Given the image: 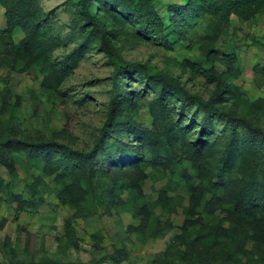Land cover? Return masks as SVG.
I'll use <instances>...</instances> for the list:
<instances>
[{
	"label": "trees",
	"instance_id": "trees-1",
	"mask_svg": "<svg viewBox=\"0 0 264 264\" xmlns=\"http://www.w3.org/2000/svg\"><path fill=\"white\" fill-rule=\"evenodd\" d=\"M71 3L79 16L71 35H77L79 43L70 55L56 61L55 49L69 38L55 32L50 13L38 0H0L5 8L0 67L21 74L44 66L62 81L89 47L98 46L117 59L107 117L88 150L57 138L26 139L10 118L0 126V165L15 175L17 164L25 160L54 177L60 199L76 208L65 223L67 240L75 248L80 247L75 219L101 207L130 213L140 221L130 231L143 227L153 234L161 227L157 208L168 214L181 208L185 218L180 231L146 264H264V99L250 102L239 97L235 53L220 55L206 38L198 41L205 58L191 64L215 85L205 98L191 92L179 78L145 63L124 60L119 52L120 43L129 36L127 26L133 37L175 49L193 41L201 18L228 27L234 14L246 19L264 14V0ZM17 30L24 33L19 40ZM130 79L142 81L143 90L155 95L149 104L154 128L135 117L141 92L126 89ZM192 134L195 137L190 139ZM159 167L168 180L153 200L144 186L150 177L148 169ZM43 183L38 177L29 184L33 196L25 198L15 194L11 183L0 175V195L6 193L20 211L38 208L46 202L38 189ZM180 188L188 193L186 199L175 197ZM5 243L9 252L15 251L9 241ZM125 255L116 247L110 257L122 264Z\"/></svg>",
	"mask_w": 264,
	"mask_h": 264
},
{
	"label": "rangeland",
	"instance_id": "rangeland-1",
	"mask_svg": "<svg viewBox=\"0 0 264 264\" xmlns=\"http://www.w3.org/2000/svg\"><path fill=\"white\" fill-rule=\"evenodd\" d=\"M165 1L182 4L188 0ZM38 2L50 13L55 32L69 38L66 45L55 49L53 56L57 61L77 48L79 38L71 34L75 33L79 16L71 0ZM4 13L5 8L0 6L2 27L5 26ZM217 23L208 17L201 18L196 23L193 41L175 49H167L151 39L133 37L132 29L127 26L129 36L120 43L119 52L124 60L145 63L175 76L191 92L208 98L215 85L191 64L205 58L198 41L206 38L220 55L235 53L237 56L239 77L235 82L239 86V97L250 102L264 99V14L257 13L248 19L234 14L224 28ZM23 36L21 30L16 31L17 40ZM116 69L117 59L95 45L85 51L77 67L62 81L44 66L21 74L9 73L0 67V126L12 118L20 135L26 139L57 138L75 148L88 150L93 146L97 128L107 117ZM143 84L130 79L126 89L141 92L135 117L154 128L149 104L155 95L143 90ZM191 114L189 112L186 124ZM223 128L220 124L218 132ZM194 137L195 134L189 136L190 139ZM148 173L150 177L144 189L156 200L168 176L161 167L149 168ZM0 175L11 183L15 194L25 198L33 196L28 185L41 178L44 183L39 184L38 189L46 201L38 208L20 211L6 193L0 195V260L3 264H115L110 254L116 247L125 251L122 264H146L167 248L185 218L181 208L172 214L157 208L155 215L161 220L159 232L153 234L143 227L130 231L129 227L138 226L140 221L134 220L130 213L117 209L109 211L104 206L93 214L75 219L80 244L75 248L67 240L65 223L76 213V208L60 199L59 186L52 175L41 172L25 160L17 164L15 175L0 165ZM177 196L186 199L188 193L180 188ZM185 199L184 204H187ZM170 224L177 227L172 228ZM6 241L14 252H9Z\"/></svg>",
	"mask_w": 264,
	"mask_h": 264
}]
</instances>
